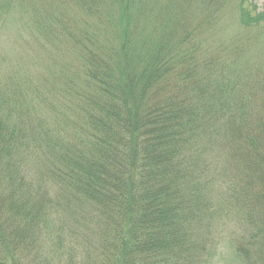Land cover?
I'll list each match as a JSON object with an SVG mask.
<instances>
[{"label": "trees", "instance_id": "1", "mask_svg": "<svg viewBox=\"0 0 264 264\" xmlns=\"http://www.w3.org/2000/svg\"><path fill=\"white\" fill-rule=\"evenodd\" d=\"M152 1L33 17L75 64L58 89L0 62L9 261L15 243L26 264H264V71L241 53L264 4L231 7L244 34L228 45L207 37L233 0ZM64 95L70 116L44 117Z\"/></svg>", "mask_w": 264, "mask_h": 264}, {"label": "rangeland", "instance_id": "2", "mask_svg": "<svg viewBox=\"0 0 264 264\" xmlns=\"http://www.w3.org/2000/svg\"><path fill=\"white\" fill-rule=\"evenodd\" d=\"M152 1V0H150ZM230 1V0H229ZM240 0H233L232 4L229 2L225 5L219 16V21L215 30L207 37L208 41H225L228 45L235 44L238 40H234L237 36L244 34L239 28L238 14L232 13V6L236 5ZM6 6L4 13H0V62H2L3 69L18 71H28L31 82L38 84L45 82L53 89H58L67 81L71 80L69 72H65L69 65L72 64V59L63 52L61 48H57L55 42H47L44 36L39 33L34 27H31L33 17L41 15L43 11L50 14L59 15L64 13L69 17L71 14L69 10H63V2L65 0H3ZM157 5H162L161 0H153ZM264 0H248L243 5L253 12V7L257 8L256 12L263 10L262 6ZM118 22L116 23V25ZM253 44L242 43L241 53L248 63L249 68L264 71V33L251 32ZM261 69V70H260ZM63 96V95H62ZM66 98V95H64ZM69 98L64 101L53 103V107L57 110H52V114L48 109L43 110L44 117L48 118L51 115L70 116V112L64 111L70 105ZM70 127V123L67 124ZM248 198V197H247ZM249 199V198H248ZM250 201V200H249ZM250 204V203H249ZM2 209L9 214H5L2 223L7 220L14 219V213L10 209L1 206ZM0 208V209H1ZM1 213V212H0ZM3 216L0 214V217ZM4 230H11L4 228ZM4 242L2 241V244ZM14 247V259L8 260L6 257L0 255V263L3 264H24V250L12 243ZM1 254V252H0ZM19 257L23 260H19ZM80 258V257H79ZM26 264V262H25Z\"/></svg>", "mask_w": 264, "mask_h": 264}]
</instances>
